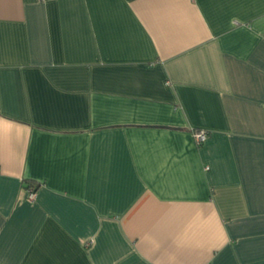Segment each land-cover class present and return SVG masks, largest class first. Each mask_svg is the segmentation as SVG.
I'll list each match as a JSON object with an SVG mask.
<instances>
[{
	"label": "crops",
	"instance_id": "1",
	"mask_svg": "<svg viewBox=\"0 0 264 264\" xmlns=\"http://www.w3.org/2000/svg\"><path fill=\"white\" fill-rule=\"evenodd\" d=\"M0 264H264V0H0Z\"/></svg>",
	"mask_w": 264,
	"mask_h": 264
},
{
	"label": "built area",
	"instance_id": "2",
	"mask_svg": "<svg viewBox=\"0 0 264 264\" xmlns=\"http://www.w3.org/2000/svg\"><path fill=\"white\" fill-rule=\"evenodd\" d=\"M40 1H46V0H40ZM193 137H194L196 143L201 145L202 143H204L206 141V139L208 137V133L206 131H203V130L194 131ZM28 199L30 201H33L35 199V193L33 191L29 192Z\"/></svg>",
	"mask_w": 264,
	"mask_h": 264
},
{
	"label": "trees",
	"instance_id": "3",
	"mask_svg": "<svg viewBox=\"0 0 264 264\" xmlns=\"http://www.w3.org/2000/svg\"><path fill=\"white\" fill-rule=\"evenodd\" d=\"M24 183H25V187L27 189H30V191H34L35 188L38 187V184H35L33 181L27 180Z\"/></svg>",
	"mask_w": 264,
	"mask_h": 264
},
{
	"label": "bare ground",
	"instance_id": "4",
	"mask_svg": "<svg viewBox=\"0 0 264 264\" xmlns=\"http://www.w3.org/2000/svg\"><path fill=\"white\" fill-rule=\"evenodd\" d=\"M30 192V191H29Z\"/></svg>",
	"mask_w": 264,
	"mask_h": 264
}]
</instances>
